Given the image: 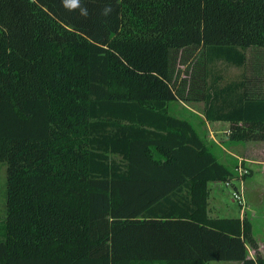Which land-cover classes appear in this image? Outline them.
I'll return each mask as SVG.
<instances>
[{
    "label": "trees",
    "instance_id": "trees-1",
    "mask_svg": "<svg viewBox=\"0 0 264 264\" xmlns=\"http://www.w3.org/2000/svg\"><path fill=\"white\" fill-rule=\"evenodd\" d=\"M81 3L0 0V264H264L245 216L206 215L207 182L234 166L166 111L201 102L227 141H264L261 80L221 87L203 67L264 50V0ZM188 49L202 72L178 79Z\"/></svg>",
    "mask_w": 264,
    "mask_h": 264
},
{
    "label": "rangeland",
    "instance_id": "rangeland-1",
    "mask_svg": "<svg viewBox=\"0 0 264 264\" xmlns=\"http://www.w3.org/2000/svg\"><path fill=\"white\" fill-rule=\"evenodd\" d=\"M247 58V66L245 68H239L235 66L228 65L221 60H212L210 63L206 62L205 67L208 71L207 73V81H211L212 78L218 77V85L224 86L227 83L238 82L242 79V77L248 80H261V86L264 88V50L252 48L250 50H246L244 52ZM175 66L174 70H176L178 79L181 78H196V76L202 72V60L203 56L201 54V50L197 49H188L185 51H179L175 54ZM185 71V73L183 72ZM259 85V84H258ZM250 84L248 87H251ZM253 89V86H252ZM167 114L186 121L193 128V130L198 134L199 137L203 138L205 142V121L203 118H200L198 115H201L202 111V103L201 102H193V101H173L167 104ZM212 127L210 122H206V125ZM228 128L229 125L224 126ZM221 129L222 126L220 127ZM228 133V132H227ZM220 138L214 136L215 142L212 140L207 142L210 150L216 155L217 159L220 162H223L228 167L234 166L235 172L238 175V178L232 179L230 182L215 181V185L210 184L211 188L207 187V199H206V215L208 218H218L221 216H234L241 213L239 219L243 216H247L248 219L249 214L244 212V209L247 205H245V197L246 200L251 204H255V218L252 219L253 231H257L261 234L264 231V190L263 188V174H264V141L252 142L249 141L253 145L257 143L256 148H248L249 155H252L256 158H253V162L246 163V161H242L237 157L228 156L224 153V151L220 148L231 149L234 150L238 154V146H233L234 143L238 145L243 144V142H218ZM217 141V142H216ZM246 142V141H245ZM247 172V175L245 174ZM246 175L243 177L242 175ZM5 163L0 162V238L3 236V221L5 214ZM248 186V187H247ZM213 189V196L212 191ZM241 190L242 203H236L231 200L230 197L232 192ZM246 193V195H245ZM209 209V212H208ZM250 223V222H249ZM252 236V234H251ZM253 238V237H252ZM254 240V238H253ZM255 242V240H254ZM251 248L248 244H246V249ZM234 263V261H209L207 264H229ZM151 264H160V263H151Z\"/></svg>",
    "mask_w": 264,
    "mask_h": 264
},
{
    "label": "crops",
    "instance_id": "crops-1",
    "mask_svg": "<svg viewBox=\"0 0 264 264\" xmlns=\"http://www.w3.org/2000/svg\"><path fill=\"white\" fill-rule=\"evenodd\" d=\"M198 116L200 118H202L201 115H198ZM204 125H205V139H206L207 142H210L211 140L213 142H215L214 136H216L217 138H220L218 142H224V141L227 142V135H228L227 132H228V128H225L224 126H227L228 127V125H229L228 123H226V122H212L210 124L212 127H210L208 124L206 125V121H205ZM221 126H222L223 129L220 128ZM256 144L257 143H254L253 145H251V143L243 142V144L238 145L237 143H234L233 145H231V147L238 146V148H239L238 149V154L234 150L225 149V148L221 147V145H219V146L224 151V153L226 155L232 156V157H237V158H239L242 161H246V163H248L247 165L249 167V163H252L254 161L253 158H256V157H254L252 155H249L247 149L248 148H256L258 146ZM262 179H263V183H264V174H263ZM213 182H215V181H209V182H207V187L211 188L210 187L211 186L210 185L211 183L213 185H215V183H213ZM222 183L224 184V182H222ZM262 189L264 190V185H263V188ZM211 190L212 191H210V193L212 192L211 194L213 196L214 195L213 194L214 191H213V189H211ZM245 195H246V193H245ZM246 196H244L245 197L244 200H245V205H247V206L244 209V212L245 213L247 212L249 214L248 219H250L249 222H250V227H251V234H252V237L255 240L256 250H257L258 254L261 257L264 258V231L261 234H259L257 231H255V234H254L252 219L255 218V213H256V211H255V204L253 205V204L249 203V201L246 200L247 199ZM229 199H230V201L232 200L231 197ZM208 212H209V209H208ZM240 216H241V213H239V211H238V214L237 215H234V216H221V217H238V218H240ZM253 255H254V250L252 248H248L247 249V256L250 257V258H253ZM230 262H232V261H230ZM229 264H241V263L234 261V263H229Z\"/></svg>",
    "mask_w": 264,
    "mask_h": 264
},
{
    "label": "clouds",
    "instance_id": "clouds-1",
    "mask_svg": "<svg viewBox=\"0 0 264 264\" xmlns=\"http://www.w3.org/2000/svg\"><path fill=\"white\" fill-rule=\"evenodd\" d=\"M63 7L68 11H79L81 16H87L88 11L85 6L82 5L81 0H61ZM112 11L111 7H106L103 9L102 14L108 15Z\"/></svg>",
    "mask_w": 264,
    "mask_h": 264
},
{
    "label": "built area",
    "instance_id": "built-area-1",
    "mask_svg": "<svg viewBox=\"0 0 264 264\" xmlns=\"http://www.w3.org/2000/svg\"><path fill=\"white\" fill-rule=\"evenodd\" d=\"M231 198H232V200L233 201H235L237 204L238 203H242V196H241V190L240 189H238V191H234V192H232V194H231Z\"/></svg>",
    "mask_w": 264,
    "mask_h": 264
}]
</instances>
